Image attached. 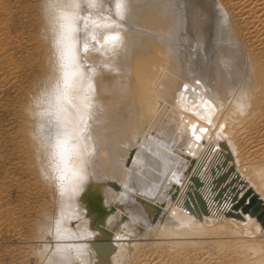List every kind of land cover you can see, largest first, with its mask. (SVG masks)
Listing matches in <instances>:
<instances>
[{"label": "bare ground", "instance_id": "6f19581e", "mask_svg": "<svg viewBox=\"0 0 264 264\" xmlns=\"http://www.w3.org/2000/svg\"><path fill=\"white\" fill-rule=\"evenodd\" d=\"M218 3L124 0L117 20L115 0H49L54 62L25 109L55 186L40 264H264V0ZM89 12L101 46L75 61L84 22L70 18ZM12 21L0 0V96L20 69ZM106 34L120 39L103 45ZM83 207L91 234L67 228Z\"/></svg>", "mask_w": 264, "mask_h": 264}, {"label": "rangeland", "instance_id": "374dc122", "mask_svg": "<svg viewBox=\"0 0 264 264\" xmlns=\"http://www.w3.org/2000/svg\"><path fill=\"white\" fill-rule=\"evenodd\" d=\"M7 1L13 11L8 32L17 40L14 56L20 69L17 82L0 96L1 196L5 209L9 208L6 214H10L5 220L6 225L0 226V264H40L39 250L43 243L50 242L42 231L44 213L55 205V186L42 171L38 143L30 135L34 118L25 109L31 106L30 101L42 84L44 74L54 62L48 12L45 11L49 0ZM214 1L220 8L218 0ZM87 176V185L91 188L93 176L91 172ZM92 213L90 209L80 217L72 218L67 228L76 233L86 231L91 234L98 222ZM206 238L201 237L205 239L203 242ZM30 240L31 243H24ZM234 254L232 252L231 256ZM231 263L239 262L234 259Z\"/></svg>", "mask_w": 264, "mask_h": 264}, {"label": "snow or ice", "instance_id": "6c2138e0", "mask_svg": "<svg viewBox=\"0 0 264 264\" xmlns=\"http://www.w3.org/2000/svg\"><path fill=\"white\" fill-rule=\"evenodd\" d=\"M73 7L75 8H80L81 5L79 3H75L73 5ZM96 7V4L94 2H88L87 3V8L91 9ZM125 9V4H124V0H115V18L117 20L122 19V13L123 10ZM91 13L89 12V14L87 16H80V15H76L71 17V21L73 24H75L76 22L83 20L84 22V32H85V39L84 42L82 44V48L81 47H77L75 48L74 52H73V56L72 59L75 61H78L81 55L86 56L88 54L89 51H98L100 46H101V42L100 40H98V38L95 35L91 36V43H89V32H90V28H89V19H90ZM107 19V18H106ZM91 25H92V29H94L95 27H97V23L96 21H91ZM73 31L78 32L79 29L78 28H73ZM120 37L118 34H106L103 37V45H115L118 41H119ZM63 58V56H62ZM88 67H91L90 65H88ZM72 75V73L65 71L64 73V77H65V86L67 87V81H68V77ZM90 79V77H89ZM198 83V82H197ZM89 90H94L92 89L91 84H89ZM188 85H184V91H188ZM182 96V94H181ZM203 104L207 105L208 101H203ZM85 110L90 111V103L86 104L85 106ZM192 115L196 116V113L200 110L198 108V106L195 104V102H193L192 105ZM86 112L82 113L79 116V119L77 122L74 123L73 127L77 133V140H79L80 136L83 134L85 128H86ZM197 119H202V117H197ZM210 122V121H209ZM192 135L195 137V139L197 141H199L201 139V136L197 134V128L195 125H193L190 129ZM206 129L205 128H199V132H205Z\"/></svg>", "mask_w": 264, "mask_h": 264}, {"label": "water", "instance_id": "95a60500", "mask_svg": "<svg viewBox=\"0 0 264 264\" xmlns=\"http://www.w3.org/2000/svg\"><path fill=\"white\" fill-rule=\"evenodd\" d=\"M245 210H246V208L244 207L243 211H245Z\"/></svg>", "mask_w": 264, "mask_h": 264}]
</instances>
